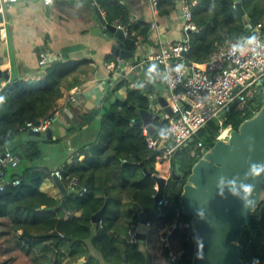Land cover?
Masks as SVG:
<instances>
[{
	"label": "trees",
	"instance_id": "16d2710c",
	"mask_svg": "<svg viewBox=\"0 0 264 264\" xmlns=\"http://www.w3.org/2000/svg\"><path fill=\"white\" fill-rule=\"evenodd\" d=\"M241 1L243 13L235 7L234 0H196L192 4L193 20L200 30L190 33L189 50L185 55L187 60L203 61L218 45L242 36L248 29V24L255 25L264 18V0ZM100 4L110 21L117 19L126 27V46L133 50L137 36L144 35L147 26L138 30L137 24H127V14L120 4L112 5L108 0H101ZM83 62H88V59H54L48 66L40 69V75L35 73L33 76L26 74L15 77L1 86L0 96H4L5 100L0 103V148L7 146L24 131L21 128L26 121L36 122L53 115L56 100L62 95L63 79ZM158 69L160 70V65ZM126 82V79L120 78L113 91L103 97L102 104L87 116L83 115L88 120L97 113L101 114L98 138L83 145L77 151L75 161L61 167L65 186L71 176H77L78 185L85 187L84 191L72 192L66 196L72 211L70 215L66 216L63 209L57 207L59 198L40 189V184L50 175V170L40 167L39 140H26L18 146L9 147L20 157L19 170L12 172L9 178L18 177L19 183H9L0 192V218L7 219L4 229L0 231V264H8L10 257L3 258V255L17 249L15 243L10 244L9 241L16 238V231L19 229L20 237L25 242L30 245L42 244L37 253L44 262L47 261L46 264L54 256L56 259L52 264H61V243H69L70 254L78 251L79 254L84 253L87 239L101 254L105 264H146L148 253L143 248V243L130 242L127 227L137 218L136 204L146 213L159 204L154 199L156 181L153 177L154 173H158L157 152L147 147L143 125L136 123L134 118L139 116L140 108L151 109L148 95L158 94L162 83L158 80L155 85L146 84L142 89L128 83L124 98L115 97L110 100L112 93ZM260 100L258 108L264 102V96ZM253 113L241 115L231 111L223 125L231 123L235 128ZM155 124L166 126L167 120L163 119ZM218 128L217 120L211 119L197 131L195 140H201L208 148L217 139ZM153 134L156 135L155 131ZM202 153L192 157L188 153V146H185L173 154L171 166L179 163L184 175L173 188L169 185L164 188V196L169 202L163 204L159 219L170 220L175 216L182 183L192 164ZM81 155L83 157L78 160ZM161 164H158L159 168ZM122 197L126 198V202L121 201ZM104 204L106 207L99 221L93 222L92 215ZM49 206L53 208L48 209ZM76 211L80 213L74 214ZM194 237L193 229L178 228L173 231L172 241L178 255L175 260L177 264H192ZM46 240L49 244L44 242ZM117 243L125 246L126 262ZM241 243L243 264H253L254 259H258L259 264H264V220L260 219L257 211L253 212ZM28 252L29 250H25V254ZM16 255L17 253L14 256Z\"/></svg>",
	"mask_w": 264,
	"mask_h": 264
},
{
	"label": "crops",
	"instance_id": "0c3cea01",
	"mask_svg": "<svg viewBox=\"0 0 264 264\" xmlns=\"http://www.w3.org/2000/svg\"><path fill=\"white\" fill-rule=\"evenodd\" d=\"M100 1L99 6L107 18ZM108 1L112 5L122 6L127 14V24H137L138 30L147 26L146 33L137 36L138 40L131 57L119 58L112 53L111 46L116 41L112 38L107 40L92 31L95 20L91 16V7L77 0H55L51 5H45L39 0H18L9 4L0 14L1 19L5 20L4 27L7 32L4 40L0 42V55L4 56V53H7L3 67L9 68V77L3 80L0 88L9 79L15 77L35 73L40 75V69L50 62V56L56 59H88V62H83L63 79L62 95L56 100L51 116V139L38 141L41 150L40 167L50 170V175L45 177L40 184V189L55 198L61 199L62 195L54 182L52 169L75 161L77 151L83 145L98 138L101 114L97 113L88 120H85L83 115L87 116L98 108L103 102V97L113 91L117 83L113 82V77L118 74L119 78V74H126L133 80L146 81L143 64L141 67L132 66L154 51L160 41L178 42L185 38L182 28L183 0ZM154 2H156V8L153 7ZM111 22L122 25L117 19ZM153 22L158 27L153 28ZM126 48L130 50L127 46ZM109 62L114 64L113 69L107 67ZM126 81L122 87L112 93L110 100L126 96L129 79ZM76 88H80L81 92L77 95V99L72 101L69 96ZM158 91V94H154V97L150 99V110L160 114L158 119L153 120L154 124L163 120L161 115L164 112L157 97L164 95L169 101L165 84L162 83ZM82 157V155L79 156L78 160ZM159 163L162 162H156L158 172L167 177L172 167L171 161L163 162L160 168ZM18 170V165L8 166L6 177L9 178L12 172ZM121 201L126 202V198L122 197ZM61 208L66 216L72 213L71 210ZM79 213L80 211L74 212V214ZM0 220L3 224L1 226L7 223L6 218H0ZM20 234L19 229L16 231V238L9 241L10 244L15 243L17 249L3 255L6 258L10 257L8 264H46L47 261L44 262L37 253L42 244L30 245L20 237ZM44 242L49 244L48 240ZM69 247V243L59 245V252L63 253L60 255L61 264L67 262L69 264H105L101 254L88 239L85 241L84 253L79 254L78 251L70 254ZM143 248L152 257L151 262L177 264L175 261L166 260L158 253L160 238L154 232L150 235V241L143 242ZM25 250H29L28 254H25ZM16 253L17 255L14 256ZM11 256H13L12 259ZM55 259V256L52 257L47 264H52Z\"/></svg>",
	"mask_w": 264,
	"mask_h": 264
},
{
	"label": "built area",
	"instance_id": "2783aa9c",
	"mask_svg": "<svg viewBox=\"0 0 264 264\" xmlns=\"http://www.w3.org/2000/svg\"><path fill=\"white\" fill-rule=\"evenodd\" d=\"M16 1L18 0H0V14L9 4ZM39 1L45 4L44 0ZM194 2L195 0H183L182 28L185 32V38L178 42L163 43L160 41L154 51L132 66L141 67L142 64L155 63L160 65V71L167 72L171 76L170 83L165 85L169 94L168 103L172 108V114L163 112L161 116L162 119L167 120L166 126L175 129L174 134L164 141L163 148H160V137L150 133L146 125H143L147 147L157 152L156 162L163 163L167 160L170 162L173 154L183 147V144L187 143L191 137H194L197 131L203 128L211 119H216L219 124L217 138H227L229 131L233 127L231 123L223 125L227 115L220 117V114L225 110H228V113L236 111L241 113V115L255 112L259 106V99L264 96V48L258 49L256 53L247 51L243 56L237 54L239 56L238 62L230 54L231 43H235L238 38H243V35L218 45L201 62L186 59L185 55L189 50L190 33L200 30V27L193 20L192 4ZM153 7L156 8V2H154ZM4 23L5 20L0 17V36L3 38L7 34ZM262 24H264V18L255 25L248 24V29L251 30L254 26L259 27ZM121 26L125 30V35L128 36L126 27ZM156 27L158 26L153 22V28ZM253 33L258 36L261 44H264V29L260 32H251L249 35ZM54 59L56 58L49 57V61ZM181 64L184 65L183 72L178 75L174 69ZM107 67L113 69L114 64L109 62ZM120 78L129 79V84L132 86L145 82L142 79L133 80L127 77L126 74H119V78L117 74L113 77V82H117ZM258 90H260L259 93H257ZM80 92L81 89L76 88L70 94V100L75 101ZM254 95H256V98L251 100ZM148 96L149 99H152L154 94H149ZM234 100H237V102L230 109V105ZM51 122V116L41 118L36 122L29 120L25 122L21 129L42 132L50 126ZM223 130H227V133L221 136ZM187 146L188 153L192 157L198 156L200 152H204L206 149L201 140H194ZM19 162V155L10 150L9 147H5L4 150L0 151V192L9 183L13 185L19 183L18 177L12 179L6 177L7 167L17 166ZM52 174L62 179L61 167L53 168ZM169 176L170 173L167 177L169 178ZM67 187L73 188L78 192L85 190L84 186L78 185L77 176L69 178ZM155 188H157L156 184ZM168 202L169 200L163 196L158 201L159 204L156 207L158 211L155 218L145 222L148 228L145 241H150V235L153 232L159 235L160 248H158V253L163 255L166 260L173 262L175 257L174 244L171 238L173 231L178 228L190 230L192 227L190 217L182 214L179 207L176 209L175 216L172 219L161 220L158 218L162 214L163 204ZM139 222L140 219L137 217L136 220L128 224L127 234L130 242L140 241L137 235Z\"/></svg>",
	"mask_w": 264,
	"mask_h": 264
},
{
	"label": "water",
	"instance_id": "95a60500",
	"mask_svg": "<svg viewBox=\"0 0 264 264\" xmlns=\"http://www.w3.org/2000/svg\"><path fill=\"white\" fill-rule=\"evenodd\" d=\"M91 7V16L95 20V26L92 31L97 32L107 40L111 38L116 42L112 44L111 51L119 58L133 56L132 50L126 48L127 36L121 25L109 21L102 12L100 0H77ZM235 7L244 12L241 0H234ZM247 16V15H246ZM264 29V24L254 26L251 30L247 29L243 34L246 37L251 32H260ZM4 40L0 36V42ZM4 56L0 55V84L9 77L8 66L5 64ZM50 62L46 63L48 66ZM150 64H143V70L147 72ZM258 90L257 93H259ZM254 95L251 100L255 99ZM157 100L163 107L164 112L172 114V108L164 95H159ZM237 100L230 105L232 109ZM228 110L223 111L220 117L228 114ZM160 117L159 113L153 112L148 108H140L139 116L134 121L141 125H146L147 130L153 133L155 130L150 126L154 119ZM52 129L48 126L44 131H34L26 129L22 131L14 140L5 147L18 146L26 140H44L51 139ZM254 138L253 150L249 151V138ZM195 137H191L183 147L192 143ZM164 141L161 140L160 148H163ZM264 162V102L250 116L244 118L235 128H231L227 138H217L214 143L205 149L202 155L192 164L190 172L182 183V190L178 196V204L182 214L190 217L191 227L194 231V253L192 255V264H243L241 243L242 236L246 233L247 227L251 222L253 212L257 211L260 219L264 220V175L258 180H249V183L256 185L254 198L255 205L245 212L241 201L235 197L228 196L227 199L217 194V179L220 175L231 178L235 175L243 176L247 171L248 162ZM151 174V172H146ZM183 172L180 164L176 163L171 167L170 176H162L159 172L154 173L156 181V192L154 199L160 201L164 196V188L169 185L173 188L183 178ZM53 179L61 192L60 202L57 207H63L70 211L71 207L66 201L69 193L76 192L75 189L65 186L62 179L53 175ZM169 200V199H167ZM106 205L104 204L96 213L92 215V221L98 222L103 214ZM52 209V206L47 207ZM137 216L140 219L138 227V237L143 242L146 237L147 226L145 222L155 218L158 209L146 213L136 204ZM197 209H203L205 220H200L196 215ZM122 252L124 262L127 261L125 246L121 243L116 244ZM199 257V258H198ZM146 264H150L152 257L146 255Z\"/></svg>",
	"mask_w": 264,
	"mask_h": 264
},
{
	"label": "clouds",
	"instance_id": "9594fccd",
	"mask_svg": "<svg viewBox=\"0 0 264 264\" xmlns=\"http://www.w3.org/2000/svg\"><path fill=\"white\" fill-rule=\"evenodd\" d=\"M44 3L50 5L53 3V0H44ZM260 48H264V44H261L258 36L253 33L247 37L238 38L235 43H231L230 54L236 59V62H238L239 56H243L247 51L256 53ZM237 54H239V56ZM183 68L184 65H177L174 71L179 75L182 74ZM158 80L160 81V83L168 84L170 83L171 76L167 72L160 71L158 69V65L152 63L147 69L146 81L138 83L134 85V87L142 89L146 86V84L155 85ZM4 100L5 97L0 96V103H3ZM150 126L153 127L156 135H158L162 141L168 140L175 132V129H172L168 126H159L154 123L150 124ZM253 146L254 138L250 137L249 151L253 150ZM262 175H264V162L249 161L247 171L244 172L242 177L240 175H235L231 178L224 175H220L218 177L216 184L217 194L225 199H227L228 196L239 199L241 201L242 208L245 210V212H247L255 205L254 192L256 187L254 183H249L248 181L258 180ZM196 215L200 220H205L203 209H197ZM253 264H259V260L254 259Z\"/></svg>",
	"mask_w": 264,
	"mask_h": 264
},
{
	"label": "rangeland",
	"instance_id": "374dc122",
	"mask_svg": "<svg viewBox=\"0 0 264 264\" xmlns=\"http://www.w3.org/2000/svg\"><path fill=\"white\" fill-rule=\"evenodd\" d=\"M261 100L259 99V102H260ZM224 136V135H223ZM1 225H3L2 223L0 224V231L1 230H3L4 229V227H5V225L4 226H1ZM174 254H175V257L173 258V262L176 260V259H178V255L175 253V251H174ZM174 254H173V256H174ZM172 256V257H173ZM164 257V256H163ZM3 258H5V257H3ZM31 262V261H30Z\"/></svg>",
	"mask_w": 264,
	"mask_h": 264
},
{
	"label": "bare ground",
	"instance_id": "6f19581e",
	"mask_svg": "<svg viewBox=\"0 0 264 264\" xmlns=\"http://www.w3.org/2000/svg\"><path fill=\"white\" fill-rule=\"evenodd\" d=\"M227 133V130H223L221 136L225 135Z\"/></svg>",
	"mask_w": 264,
	"mask_h": 264
}]
</instances>
